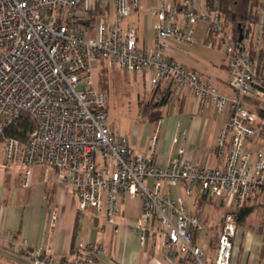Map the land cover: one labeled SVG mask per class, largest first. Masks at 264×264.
Returning a JSON list of instances; mask_svg holds the SVG:
<instances>
[{
    "label": "built area",
    "instance_id": "2783aa9c",
    "mask_svg": "<svg viewBox=\"0 0 264 264\" xmlns=\"http://www.w3.org/2000/svg\"><path fill=\"white\" fill-rule=\"evenodd\" d=\"M192 3H162L153 25L155 46L144 51L138 48L136 28L121 23L138 0H0V137L8 163L42 167L44 181L53 173L57 185L73 190L78 210L103 215L115 234L121 206L137 198L135 230L142 246L164 249L162 259L172 264H230L238 213L225 217L211 258L196 242L203 229L200 217L171 190L180 186L187 197H221L234 211L264 194V148H246L264 131V114L250 111L244 102L261 95L256 86L261 34H253L254 24L247 21L239 41L218 11L194 9ZM112 4L115 22L109 19ZM198 23L205 26L207 44L225 56L230 96L164 55L170 43L193 45ZM102 64L122 73L151 72L150 90L160 82L189 87L199 109L228 111L214 165L189 162L182 158L183 148L176 159L158 165L156 133L147 156L112 133L106 95L95 85V67ZM21 118L28 123L25 142L5 138L6 129ZM56 221L53 211L51 228ZM103 252L100 243L86 242L69 262L51 259L43 247L29 258L32 264H96Z\"/></svg>",
    "mask_w": 264,
    "mask_h": 264
},
{
    "label": "crops",
    "instance_id": "0c3cea01",
    "mask_svg": "<svg viewBox=\"0 0 264 264\" xmlns=\"http://www.w3.org/2000/svg\"><path fill=\"white\" fill-rule=\"evenodd\" d=\"M142 1L140 6L138 0L137 8L121 23L124 26L135 27L138 48L150 51L155 46L153 25L157 20V10L164 2L173 3L179 7L182 0ZM207 4L208 0H193L192 8L200 7L206 10ZM141 7V10H146L145 15L139 13ZM252 12L257 14V22H252L254 24L252 33L261 34L259 53L264 57V0H258V6L254 7ZM109 19L112 22L117 20L113 4ZM147 31L151 35L149 44L146 40L148 34L145 35ZM199 37L203 43L207 44L205 26L201 23H198L195 29V39H200ZM191 46L170 43L165 47L164 55L182 67L209 80L219 93L230 96L231 90L228 87L225 59H222L217 73L209 72L204 68L199 58L192 55ZM149 73L152 75L151 72ZM256 86L260 89L261 95L251 99L246 98L245 106L252 112L262 111L264 113V71L258 75ZM148 89H151V82H149ZM156 89L160 93L173 90L172 93L168 92L164 96L168 97L166 103L155 108H165L168 113L172 114L158 118L152 127L147 124L138 146H136L137 138L133 139L132 143L128 142L134 152L147 156L150 138L156 133L158 144L155 159L158 165H164L176 159L178 150L183 148L182 158L198 166L212 167L215 163L219 132L227 123L229 112H219L212 106L199 109L189 87L173 89L169 83L160 82ZM138 118L143 124L144 119L142 120L140 115ZM173 139H176L175 143ZM246 148L248 150L264 148V131L259 138L247 141ZM35 167L39 169L37 171L41 178H35L31 188L28 187L29 181L28 185L24 187L11 186V188H7L0 185V264H32L29 258L30 252L39 247L45 248L51 259L69 262L78 245L86 242L100 243L103 247V255L96 264H172L162 259L164 249H153L150 243L147 246L140 244L135 230V223L140 214V202L136 206L134 200L131 201V199L120 208L118 217L120 229L117 234L106 225L103 215H96L95 218L86 220L81 211L73 206L68 224L60 228L55 224L51 228V213L53 211L57 213L56 206L67 201L68 197L74 203L75 194L72 189L57 185L53 173L49 175L47 181H44L43 168ZM171 195L184 196L180 186L173 187ZM128 205L129 207H127ZM76 219L78 230L72 244ZM236 224L237 230L233 239L230 264H264V194L254 196L246 202L236 218ZM201 235V232L197 235L196 242L206 252V248L209 246L205 244ZM206 253L208 254V252ZM208 256L212 258L214 254Z\"/></svg>",
    "mask_w": 264,
    "mask_h": 264
},
{
    "label": "rangeland",
    "instance_id": "374dc122",
    "mask_svg": "<svg viewBox=\"0 0 264 264\" xmlns=\"http://www.w3.org/2000/svg\"><path fill=\"white\" fill-rule=\"evenodd\" d=\"M139 3L141 6L143 1L139 0ZM141 9L142 7L139 13L145 15L146 10ZM228 26L232 32V24L230 25L228 23ZM146 34H148L146 40L149 44L151 35L149 31H147L145 35ZM199 38L200 39H195V43L190 47L192 55L199 58L207 71L217 73V69H219L222 59H225V56L217 49L211 48L208 44L203 43L201 37ZM150 78L151 74L148 71H145L144 74H128L122 73L115 68L105 67L103 64L99 67H95V85L97 89L104 92L106 95L107 124L111 132H114V134L116 133L115 135L120 138L127 139L129 143H132L133 139L137 138L138 141L136 146L141 142L147 124L152 127L156 124L158 118L165 117L166 114L169 116L172 114L168 113L165 108L155 109L154 106L161 102L162 98L168 92L172 93L173 90L171 89V92L164 91L160 93L156 88H152V90L148 89ZM149 112L150 114L147 115ZM139 115L142 120L144 119L143 124L139 121ZM3 139V137H0V185L7 188H11V186L24 187V180L26 178L25 172L28 170L30 173L28 177V187L31 188L35 178H41L39 171H37L39 169L35 166L29 168L22 162L16 165L8 163L5 156ZM132 200H134L137 206L139 202L138 199L133 198L131 201ZM182 200L185 202L188 211L201 218L203 227L201 236H203L202 239L205 240V244L209 246L206 248V252H208V255L214 254L216 239L219 236L221 228H223L225 217L232 212L238 213V216L241 210L234 211L233 207L227 208L224 198H210L200 193H196L191 197L184 195L182 196ZM72 202L73 201L68 197L67 201L56 206L58 214L56 225L58 228L68 224L72 206L76 207L75 209L78 210L75 196L74 203ZM127 207H129V205ZM81 213L86 220L93 219L97 215L93 209L81 211ZM199 238L201 240V237Z\"/></svg>",
    "mask_w": 264,
    "mask_h": 264
},
{
    "label": "trees",
    "instance_id": "16d2710c",
    "mask_svg": "<svg viewBox=\"0 0 264 264\" xmlns=\"http://www.w3.org/2000/svg\"><path fill=\"white\" fill-rule=\"evenodd\" d=\"M258 6V0H208V4L206 10L208 12L218 11L220 15L225 19L227 23L232 24V32L236 39L238 38V27L241 29L244 28V25L247 21L257 22V14L252 12L254 7ZM255 50L251 48L250 57L255 58ZM256 58L258 59V75L264 71V57L261 53H259ZM99 90V89H98ZM100 91V90H99ZM102 92V91H100ZM104 93V92H102ZM168 97H163L161 102L156 104L154 108H159L163 106ZM260 115L264 113L259 111ZM28 128V123L25 119L21 118V120L14 126L6 129L4 133V137H15L19 138L22 143L25 142L24 132ZM77 219L74 224L73 234H72V244L76 238L77 233ZM218 237L216 239V244L214 249L217 247ZM73 246V245H71ZM61 263H65L67 261H60Z\"/></svg>",
    "mask_w": 264,
    "mask_h": 264
},
{
    "label": "water",
    "instance_id": "95a60500",
    "mask_svg": "<svg viewBox=\"0 0 264 264\" xmlns=\"http://www.w3.org/2000/svg\"><path fill=\"white\" fill-rule=\"evenodd\" d=\"M238 31H239V36H238V40L240 41V40H242V30H241V28H240V26L238 27Z\"/></svg>",
    "mask_w": 264,
    "mask_h": 264
}]
</instances>
